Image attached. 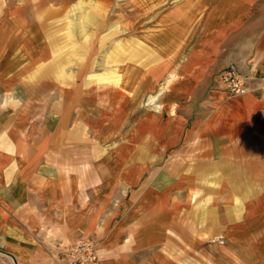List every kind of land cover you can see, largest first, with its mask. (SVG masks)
Wrapping results in <instances>:
<instances>
[{"label": "crops", "instance_id": "0c3cea01", "mask_svg": "<svg viewBox=\"0 0 264 264\" xmlns=\"http://www.w3.org/2000/svg\"><path fill=\"white\" fill-rule=\"evenodd\" d=\"M124 2L0 0L3 263L92 239L98 264H264V0Z\"/></svg>", "mask_w": 264, "mask_h": 264}, {"label": "built area", "instance_id": "2783aa9c", "mask_svg": "<svg viewBox=\"0 0 264 264\" xmlns=\"http://www.w3.org/2000/svg\"><path fill=\"white\" fill-rule=\"evenodd\" d=\"M227 92L242 96L249 92L250 77L243 74L238 67L229 66L220 74ZM54 260L57 264H98L99 247L92 239L71 241L58 239L55 243Z\"/></svg>", "mask_w": 264, "mask_h": 264}, {"label": "rangeland", "instance_id": "374dc122", "mask_svg": "<svg viewBox=\"0 0 264 264\" xmlns=\"http://www.w3.org/2000/svg\"><path fill=\"white\" fill-rule=\"evenodd\" d=\"M115 3L119 4L120 6H118L116 8L115 7L116 4H115V6L109 5L107 7L106 6H101L99 8L100 15H101V17H103L101 19L104 20L105 18H108L110 15H112L111 16L112 18L110 17V19L112 20L113 19V15H117V20H118L119 16L123 15L124 9H123L122 5H124V3H125L124 0H115ZM86 9L87 8L83 7V8L77 9V11L73 10L70 13L71 14H75V15L78 14V13L85 15V14H87L86 13ZM111 27H113V26H111ZM108 30H109V28H108L107 24H103V25L101 24V30L100 31H102V32H100V34H99V39L98 38L95 39L92 36H86L85 37V45H84L85 49H84V57H83L85 62L87 61L86 57H87L88 51H90L91 48L93 47L92 44H94V43L97 44L98 43L97 41H99L98 52L100 51L101 53H100L99 56L96 55L95 58L92 60V62L97 63L99 61V63L101 64V67H102V62H104V63L108 62V58H107L106 54H103L102 52L105 51V49L107 47V43L109 41L111 42V41H113V39L119 40V37L123 35L122 24L116 23L115 27L110 29L109 34H107ZM85 35H86V32H85ZM119 47H121L120 43L116 42L117 50H118ZM117 58H118V56H117ZM3 262H7V260L5 258H3V257H0V264H4Z\"/></svg>", "mask_w": 264, "mask_h": 264}, {"label": "water", "instance_id": "95a60500", "mask_svg": "<svg viewBox=\"0 0 264 264\" xmlns=\"http://www.w3.org/2000/svg\"><path fill=\"white\" fill-rule=\"evenodd\" d=\"M0 254L5 255V256L11 258L14 261V263H15V258H14V256L12 254H10L8 252H5V251H3L1 249H0Z\"/></svg>", "mask_w": 264, "mask_h": 264}]
</instances>
